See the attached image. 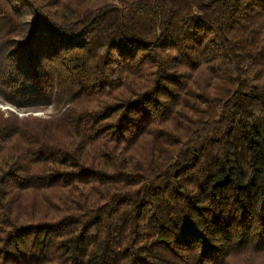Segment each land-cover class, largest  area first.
I'll list each match as a JSON object with an SVG mask.
<instances>
[{"label": "trees", "instance_id": "trees-1", "mask_svg": "<svg viewBox=\"0 0 264 264\" xmlns=\"http://www.w3.org/2000/svg\"><path fill=\"white\" fill-rule=\"evenodd\" d=\"M0 264H264V0H0Z\"/></svg>", "mask_w": 264, "mask_h": 264}, {"label": "rangeland", "instance_id": "rangeland-1", "mask_svg": "<svg viewBox=\"0 0 264 264\" xmlns=\"http://www.w3.org/2000/svg\"><path fill=\"white\" fill-rule=\"evenodd\" d=\"M0 109L1 110L8 109V110L16 113L18 115V117L32 115V116L46 118L48 116L55 115L57 113L56 108H54L53 106L43 107V108L35 109V110H33V109L16 110L15 108H13L9 105L3 104L1 101H0Z\"/></svg>", "mask_w": 264, "mask_h": 264}]
</instances>
